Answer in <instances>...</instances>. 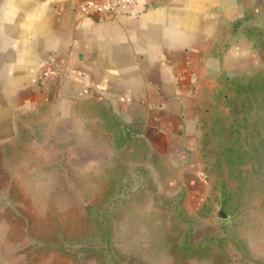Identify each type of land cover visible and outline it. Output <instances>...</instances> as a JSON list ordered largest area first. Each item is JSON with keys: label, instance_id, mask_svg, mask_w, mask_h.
Here are the masks:
<instances>
[{"label": "rangeland", "instance_id": "1", "mask_svg": "<svg viewBox=\"0 0 264 264\" xmlns=\"http://www.w3.org/2000/svg\"><path fill=\"white\" fill-rule=\"evenodd\" d=\"M249 1L264 54V0ZM261 58L202 96L196 179L103 104L77 124L29 114L0 142V264H264Z\"/></svg>", "mask_w": 264, "mask_h": 264}, {"label": "crops", "instance_id": "2", "mask_svg": "<svg viewBox=\"0 0 264 264\" xmlns=\"http://www.w3.org/2000/svg\"><path fill=\"white\" fill-rule=\"evenodd\" d=\"M88 1L99 2L0 0V142L37 121L29 114L48 108L76 123L96 102L140 123L179 176L196 179L202 96L220 76L262 62L243 33L250 1L135 0L118 20L83 13ZM50 54L56 74L44 78Z\"/></svg>", "mask_w": 264, "mask_h": 264}, {"label": "built area", "instance_id": "3", "mask_svg": "<svg viewBox=\"0 0 264 264\" xmlns=\"http://www.w3.org/2000/svg\"><path fill=\"white\" fill-rule=\"evenodd\" d=\"M135 0H99V2H84L79 5V9L85 13L90 14L94 12H101L106 17L111 19L125 18L131 11ZM55 55L50 54L47 61L42 65V76L48 78L56 74L55 70L51 67L55 62Z\"/></svg>", "mask_w": 264, "mask_h": 264}, {"label": "trees", "instance_id": "4", "mask_svg": "<svg viewBox=\"0 0 264 264\" xmlns=\"http://www.w3.org/2000/svg\"><path fill=\"white\" fill-rule=\"evenodd\" d=\"M259 50H260V48H259ZM261 55H262V57L264 58V54H263V52H261Z\"/></svg>", "mask_w": 264, "mask_h": 264}]
</instances>
